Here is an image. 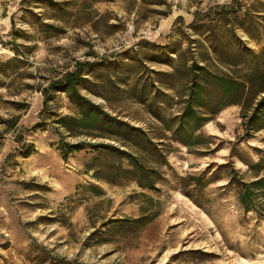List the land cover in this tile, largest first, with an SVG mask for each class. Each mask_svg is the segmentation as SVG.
I'll return each instance as SVG.
<instances>
[{
	"label": "rangeland",
	"instance_id": "rangeland-1",
	"mask_svg": "<svg viewBox=\"0 0 264 264\" xmlns=\"http://www.w3.org/2000/svg\"><path fill=\"white\" fill-rule=\"evenodd\" d=\"M104 57L80 94L139 128L137 146L69 134L54 121L77 115L65 93L43 108L50 82ZM193 61L264 85V0H0V264H264V220L222 187L231 163L246 173L259 160L264 129L242 135L237 104L205 113L217 100L194 133L179 128ZM185 130L190 147L175 139ZM60 139L111 144L160 179L114 177L103 164L116 158L90 149L64 160Z\"/></svg>",
	"mask_w": 264,
	"mask_h": 264
},
{
	"label": "trees",
	"instance_id": "trees-1",
	"mask_svg": "<svg viewBox=\"0 0 264 264\" xmlns=\"http://www.w3.org/2000/svg\"><path fill=\"white\" fill-rule=\"evenodd\" d=\"M198 17V14H196L190 26L195 33H199L200 28L206 27L204 24L199 23L200 18ZM180 19L181 17H178L175 22ZM212 20L213 19H211V21ZM174 24L173 30L174 27H176ZM226 24L228 25L229 23ZM209 32V35L213 38L210 40V48L213 53H216V48L218 49L221 44L225 46V44L220 42L221 38H216V36H214L213 29L209 30ZM202 34H204V32H202ZM239 43L236 44L238 49H240L241 46ZM176 52L178 53V50H175L172 53L175 54ZM110 61V57H104L92 62H77L74 70L65 72L61 78L50 82L46 88L42 89V93L45 96L43 108H45L47 103L53 99L52 94L56 92L65 93L70 102L76 107L77 115L58 116L54 121L63 127L69 134H86L91 136V133H99L100 135H106L109 138L119 140L123 143H130L137 146L140 142H136V139H140L141 141L144 140L141 136L143 133H141L139 128L129 126L120 119L111 116L98 105L93 104L85 96L81 95L79 91V88L84 86L86 81L85 71L87 72L89 69H92L97 65H104ZM8 63L9 61L5 62L6 65H8ZM85 68L88 70H85ZM188 72L189 90L187 99L181 114L175 118L179 120V128L186 126L194 133L201 122L200 111H211L209 110L210 105H212L213 101L217 100V110L205 113L215 115L220 112L223 107L230 104H237L241 108L242 135H245V137L248 138L251 134L264 129L263 84L255 87L253 80L250 77L247 79H241L239 77L233 78L229 75L220 73L215 74L206 66H200L195 61L188 66ZM262 77L263 76H261V78ZM209 84L214 85L218 89L217 96L212 97L211 94L207 92L205 88ZM254 88L259 89L255 90ZM253 100L257 101L254 103L252 102ZM249 103L251 104L249 105ZM44 110L45 109H43V111ZM184 133L185 138L175 139L190 147L191 144L187 142L186 139L192 136L191 132L188 131L187 133L185 130ZM150 143L152 142L150 141ZM58 149L64 160H66L72 153L88 149L98 152L99 154H111L116 158V161L108 162L103 165L108 168H114V171L116 170L114 177L119 176L121 172L127 173L142 188L154 189L156 181L160 179L157 172H155V175L149 174L139 163L136 156L111 144H95L85 141L72 144L60 139L58 142ZM260 153L261 156L259 160L255 164L249 165V169L246 173H241V171L235 169L232 165L233 163H231V172L226 176V184L222 187H231L235 190L238 204L245 214L253 213L258 219L264 220V151L261 150ZM94 161H96V159ZM123 162H126V167L124 168L122 166ZM99 163L100 162H95L90 166L87 165V169L97 170L102 166V164ZM225 165L226 164H223L221 166L226 167ZM150 173L154 172L152 171ZM247 174H252L249 180H246Z\"/></svg>",
	"mask_w": 264,
	"mask_h": 264
}]
</instances>
